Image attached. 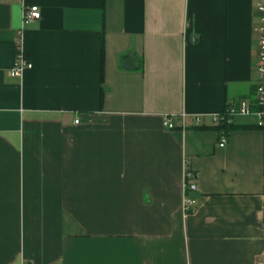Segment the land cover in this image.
Instances as JSON below:
<instances>
[{"label":"crops","instance_id":"1","mask_svg":"<svg viewBox=\"0 0 264 264\" xmlns=\"http://www.w3.org/2000/svg\"><path fill=\"white\" fill-rule=\"evenodd\" d=\"M256 2L0 0V264L264 262Z\"/></svg>","mask_w":264,"mask_h":264},{"label":"built area","instance_id":"2","mask_svg":"<svg viewBox=\"0 0 264 264\" xmlns=\"http://www.w3.org/2000/svg\"><path fill=\"white\" fill-rule=\"evenodd\" d=\"M256 14L259 19V26L257 28L258 32V47H259V60L263 65L264 62V0H257L256 2ZM40 9L37 5L32 4L24 8L22 12V24H28L40 19ZM32 66L31 62L24 59L22 52L18 53V57L14 62V65L8 71L10 76H20L25 68H30ZM263 71V66L261 67ZM264 99V84L261 83L257 86V100L259 103H262ZM249 106L245 100H241L238 104H227L224 109L220 112H215L211 114V120L214 123H219L220 121L230 122L235 113L237 112H247ZM259 120L258 124L264 123V111H259ZM182 116H187V113H182ZM193 121L195 124L202 123V114L195 113L192 115ZM174 115L164 114L162 117V125L167 128H172L175 126ZM78 121V119H75ZM227 141V135L221 134L218 140V144L223 146ZM196 179L192 172L184 169V182L182 183L183 191L185 189L195 190L196 189ZM195 199L192 196L183 194L182 207L184 212H188L191 206L194 204ZM19 264H27L21 262ZM258 264H264V262H259Z\"/></svg>","mask_w":264,"mask_h":264},{"label":"trees","instance_id":"3","mask_svg":"<svg viewBox=\"0 0 264 264\" xmlns=\"http://www.w3.org/2000/svg\"><path fill=\"white\" fill-rule=\"evenodd\" d=\"M218 126H221V127H225V128H229L231 127V124L229 122H225V121H220L219 123H217ZM242 127H247V126H250V125H241ZM254 126V125H253ZM255 126H258V127H261L264 129V123L262 124H255ZM263 226H264V220H263Z\"/></svg>","mask_w":264,"mask_h":264}]
</instances>
